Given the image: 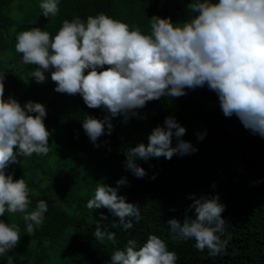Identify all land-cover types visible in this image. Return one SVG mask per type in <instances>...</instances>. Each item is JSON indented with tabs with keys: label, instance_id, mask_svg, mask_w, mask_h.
I'll use <instances>...</instances> for the list:
<instances>
[{
	"label": "trees",
	"instance_id": "obj_1",
	"mask_svg": "<svg viewBox=\"0 0 264 264\" xmlns=\"http://www.w3.org/2000/svg\"><path fill=\"white\" fill-rule=\"evenodd\" d=\"M196 2L202 0H58L59 13L46 18L39 7L41 0H0L5 99L12 96L21 105L30 100L45 105L44 122L51 133L47 155L19 156L6 169L14 180L24 178L32 190L29 211L39 200L47 202L48 211L31 236L21 213L6 212L0 217L15 221L21 229L20 242L0 256V264H110L111 254L123 250L128 240H136L139 249L152 234L176 253V264H264V137L246 129L235 115L226 117L218 95L207 85L186 89L180 97L149 101L127 118L113 117L111 134L106 130L96 147L82 121L86 115L103 119L106 110L88 108L79 94L56 92L50 72L38 83L32 77L36 66L22 64V54L15 51L20 31L39 27L54 37L64 20L80 17L86 23L88 16L101 12L127 23L130 30L135 26L149 34L153 15L182 23L195 15L189 5ZM169 116L186 128L181 139L197 151L171 159L138 158L137 164L147 174L137 178L125 167L126 150L147 145L152 130L164 126ZM176 144L173 136L172 145ZM124 177L127 183L118 187V195L140 211L139 221L133 219V227L127 230L108 209L87 207L98 184L117 187ZM215 196L225 205L222 239L230 238L225 250L213 256L208 249H197L194 239H174L167 221L183 220L194 199ZM188 215L194 216V209ZM97 227L114 233L115 238L97 240Z\"/></svg>",
	"mask_w": 264,
	"mask_h": 264
},
{
	"label": "clouds",
	"instance_id": "obj_2",
	"mask_svg": "<svg viewBox=\"0 0 264 264\" xmlns=\"http://www.w3.org/2000/svg\"><path fill=\"white\" fill-rule=\"evenodd\" d=\"M39 7L46 18L59 13L58 0H41ZM189 9L195 15L182 23L153 15L149 34L135 26L130 30L127 23L103 12L88 16L86 23L75 17L64 20L54 37L39 27L18 32L15 51L22 54V64L36 66L32 77L38 83L50 72L56 92L79 94L88 108L106 110L103 119L86 115L82 121L96 147L106 130L111 134L113 117L127 118L149 101L180 97L186 89L205 85L218 95L226 117L235 115L246 129L264 137V0H202ZM4 80L0 74V217L21 213L31 236L43 224L47 202L39 200L29 211L32 190L24 178L14 180L6 169L19 156L47 155L51 133L44 122L45 105L5 99ZM185 133L186 128L169 116L164 126L152 130L147 145L126 150V169L142 178L147 173L138 158L171 159L197 151L181 139ZM126 183L127 177L118 180L117 187L98 184L87 203L89 209H108L125 230L140 218L138 206L118 195V187ZM192 209L194 216L188 215ZM224 210L218 196L201 197L193 200L183 220L173 217L167 223L174 239H194L197 249H208L214 256L225 250L230 238L222 239ZM20 233L15 221L0 219V256L17 246ZM94 235L101 241L115 238L100 227ZM177 259L165 241L152 234L139 249L136 240H128L123 250L111 254L110 264H176Z\"/></svg>",
	"mask_w": 264,
	"mask_h": 264
}]
</instances>
